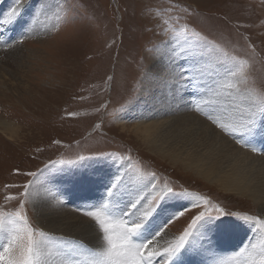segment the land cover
<instances>
[{
    "label": "rangeland",
    "instance_id": "rangeland-1",
    "mask_svg": "<svg viewBox=\"0 0 264 264\" xmlns=\"http://www.w3.org/2000/svg\"><path fill=\"white\" fill-rule=\"evenodd\" d=\"M2 4L7 12L16 6L14 0H1L0 7ZM45 4L52 7L41 12L44 18L39 23V34H31L28 23L11 41L29 54L27 62H21L23 69L0 58V119L15 131L2 132L0 127V212H19L27 217L34 236L38 231L46 233L42 252L48 264H63L62 252L71 251L74 243L78 244L74 247L80 254L94 250L95 245L78 236L41 228L30 197L5 199L24 192L25 185L30 186L38 174H46L49 169V178L63 174L61 177L67 178L64 182L73 185L74 173L93 175L98 189L93 186L86 191L74 185L83 193H93L89 204L102 201V185L108 184L118 168V177L134 179L132 183L126 181L130 187L137 182L151 185L148 195L130 211L127 208L134 203L133 198L124 195L120 201L125 204L120 207L125 213L122 219H128L129 214L142 216L154 204L159 205L153 197L164 186L195 193L200 200L193 197V201L181 204L171 213L168 199L161 204L162 227L176 237L200 211L221 216L223 213L218 210L223 209L233 214L216 222L245 214L262 219L251 199L209 185L191 170L152 151L139 138L127 131L123 133L119 124L129 106L135 104L152 57L164 42L183 45V50L191 46L196 55L212 59L216 68L229 73V90L224 86L210 93L203 89L205 82L201 83L203 102H209L212 93V98L224 96L220 102L228 110L235 108L237 98L226 95L248 97L250 104L264 100V0H24L25 7L14 23L29 22ZM11 43L0 41V47ZM213 77L216 81L217 74ZM194 89L191 93L198 94L199 89ZM128 122L137 121L131 118ZM80 157L91 159L77 163ZM95 161L112 163L118 168L109 169L112 174L109 170L102 173L104 163L96 169L91 165ZM70 171L72 175L68 174ZM66 191L61 187L57 196L63 200ZM20 200H24L23 209ZM181 212L184 214L180 215ZM153 219L154 216L144 239L150 231L161 229ZM257 227L264 232L260 225ZM19 236L22 239L17 243L26 244V235L20 232ZM153 238L149 247L161 251L172 243L161 236ZM67 258L71 259L69 264L73 263L74 259ZM166 260L157 257L154 263L167 264Z\"/></svg>",
    "mask_w": 264,
    "mask_h": 264
},
{
    "label": "bare ground",
    "instance_id": "bare-ground-1",
    "mask_svg": "<svg viewBox=\"0 0 264 264\" xmlns=\"http://www.w3.org/2000/svg\"><path fill=\"white\" fill-rule=\"evenodd\" d=\"M4 5L2 4L0 7V41L11 43L12 40L14 41L18 37L17 33L21 32V28L24 29L28 23L31 34H39V23L44 18L41 12L45 11V8L36 13L29 22L22 21L20 22L21 24L17 25L14 21L9 24L3 22V20L7 19L8 13V10L5 11ZM25 30H22V32ZM21 42H18V44ZM182 46L175 42H164L158 45L156 53L152 57V62L146 71L148 73H159V76L153 79L151 76L146 78L144 75L142 79L143 85L135 104L129 106L125 115L121 117L123 122L119 124V128L123 133L127 131L134 137L139 138L141 143L155 153H160L164 157L171 159L176 165H181L191 170V173L198 175L209 185L216 186L223 192L251 199L258 207L262 220H264V156L241 147L236 143L233 135H229L221 127H217V124L227 126L229 132H231L232 122L239 119L240 113L246 115L250 106L253 105L250 104L251 99L249 100L248 97H240L235 94H233L235 96L226 95L227 98H237L235 99V108L226 110L220 102V99H223L224 96L212 98V95H214L212 93L207 100L209 102L205 103L200 92L202 87L198 88V94L193 95L191 91L195 89L192 84L190 82H178L172 74L173 69L176 72H184L186 77L198 76L197 85L199 86L202 82H205L206 88L203 86V89H207L210 93L217 91L218 88L222 89L224 86H226V90H229L232 81L226 70L216 68L213 65L212 59L209 60L196 54L193 56L191 53L184 51V46ZM173 50H175L174 55H172ZM27 55L24 50L19 49L16 42L0 47V58L7 59V62L17 68L22 66V60L25 63L27 62L26 60L29 59ZM160 56H163V59H158ZM21 68L23 69V67ZM214 74H217L216 81L213 80ZM203 95L205 94L203 93ZM154 99V104L151 105L150 102ZM197 109L199 110L197 111ZM209 115L217 121V124H213L208 119ZM131 118L137 121L136 124L128 122ZM256 120L260 122L259 114L256 116ZM0 127L2 132L15 133L13 127L5 124L2 119H0ZM250 142L252 146L258 149L264 148V134L258 132L251 138ZM102 163L104 162L95 161L91 165L97 166L96 169H101ZM103 165L102 173L117 167L115 164L108 162ZM118 169L121 170V168ZM118 169L115 170L117 171L115 176L108 179V184L113 179H122L124 184H126L127 180H131L132 183L134 180L132 178L118 177L120 174ZM50 173L51 170L49 169L46 174H38L28 187L30 202L32 201V205L35 203V207L33 206L34 213H36L39 225L44 230L47 228L66 236H78L80 239L86 240L85 243L95 244L92 222L80 211L81 209L93 210L89 208L90 197L94 196L91 195L93 193H83L80 191L81 188L79 186L77 188L74 186L76 184L64 182L67 181V178L66 176L61 177L63 174H54L49 178L48 175ZM68 174L72 175L71 171ZM134 184L135 187L129 188L133 202L137 199L145 198L152 189V186L147 183L137 182ZM106 185L104 184L102 187L105 188ZM93 186L94 184H91L86 187V191ZM61 187L67 190L63 200L57 196V192ZM136 187L138 188L135 189ZM98 188L94 186L93 189ZM99 194L103 196V199H100L102 201L99 200L100 203L108 202L106 189ZM168 200L169 205L172 207L171 213L173 209L181 204L184 205L193 201V197L169 198ZM121 206H125V204L120 203ZM131 208L128 207V211ZM157 214L162 216V212L158 210L154 214L153 223L163 229L164 217H159ZM168 216L169 214L166 218ZM150 225L151 221L148 226ZM258 225L245 222L244 224L239 223L237 218H226L215 222L207 230L208 238L203 241L202 248L193 250L188 247L187 250H183L179 264H253V261L258 264L261 258L258 252L261 253L262 247H264V232L257 227ZM161 229L159 231H150L147 240H152L154 243L153 237L161 236L168 242H173L176 236L164 229L161 231ZM156 232H160V235L157 236ZM143 240H145L144 237ZM68 241L70 240L68 239ZM62 243L65 244L64 241ZM77 245L74 243V246ZM74 246L70 250L75 249ZM80 246L82 247L81 244ZM227 248L232 249V251H228ZM215 251H218L217 262H215L216 259L214 258ZM48 256L55 257L52 254H48ZM62 256L60 259L63 264H69L71 259L67 258L64 252H62ZM75 256L76 259L71 264H90V261L99 259L98 257H93L90 251L80 254V251H76V249ZM166 263L173 264L172 261L167 260ZM159 264H163V262H159Z\"/></svg>",
    "mask_w": 264,
    "mask_h": 264
},
{
    "label": "snow or ice",
    "instance_id": "snow-or-ice-1",
    "mask_svg": "<svg viewBox=\"0 0 264 264\" xmlns=\"http://www.w3.org/2000/svg\"><path fill=\"white\" fill-rule=\"evenodd\" d=\"M23 3L24 0H15L16 6L11 8L7 13V19L3 21L5 24L12 23L20 15ZM51 7L52 5L50 4L44 5L45 9ZM184 51L195 56L191 46ZM174 54L175 50H173L172 55ZM158 59H163V56L158 57ZM172 74L178 82H190L197 90L202 86L197 85L198 76L186 77L184 72H176L175 69H173ZM230 75H235V73H230ZM149 76L156 79L159 73L146 72L145 77L148 78ZM258 114L260 116V122L256 120ZM208 119L213 124H217V121L212 119L211 115L208 116ZM217 127H221L225 133L233 135L236 143L241 147L264 156V148L258 149L252 146L250 142L251 138L258 132L264 134V100H261L259 104L251 105L246 115L240 113L239 119L234 120L231 124V132H229L227 126L217 124ZM108 158H111V156ZM85 159H91V157H80L77 163ZM68 163L73 162L70 161ZM59 171H63V169ZM28 175L36 176L35 173H28ZM72 180L84 188L97 182L93 175L87 172H81L78 175L74 173ZM28 187V185H25L24 192L19 193L17 196H6L5 199L16 200L20 196L25 198L29 197ZM155 187L156 185H153V188ZM129 188L130 185L124 184L122 179H113L111 183L105 186L108 202L90 204L89 208L93 210H80L92 222V228L95 234L96 243L93 245V248L96 250H90V254L99 259L91 261L90 264H154L156 257L166 258L167 261H172L173 264H179L183 250H187L188 247L193 250L202 248L203 241L208 238L207 230L221 218L233 215L232 213L223 212V209L218 210L223 213L221 216L206 215L203 211H200L192 217L181 234L161 251L158 248L149 247L153 243L152 240L141 239L144 236L147 226L150 224V218L160 209L163 201L169 198L195 197L197 200L201 198L186 189L183 191H175L171 187L164 186L159 190L157 196L153 197L154 201L160 202L159 205L154 204L142 216L136 217L135 214H129L128 219H122L120 217L125 213L120 208V201L125 194L132 195ZM139 203L140 200L137 199L134 203H131V207L135 209ZM204 203H207V201L205 200ZM33 206L35 207V203H33ZM195 206L198 207V205ZM20 208H24V200H20ZM183 214V212L180 213V215ZM237 220H242L245 223L259 224L264 228V220L260 217L245 214L237 217ZM161 231L163 230L161 229ZM20 232L26 235V244L17 243V240L22 239L19 236ZM156 235L159 236L160 232H156ZM45 236L46 233L43 231H38L34 236L27 217L21 215L19 212L15 214L0 212V239L5 241V243L0 244V264H48L42 252L44 241L41 238ZM64 255L76 259L75 249L64 252ZM260 257L258 264H264V247H262ZM253 264H257V262L253 261Z\"/></svg>",
    "mask_w": 264,
    "mask_h": 264
}]
</instances>
